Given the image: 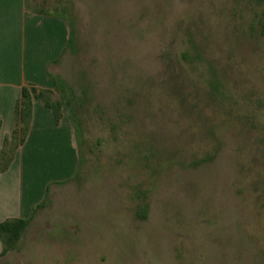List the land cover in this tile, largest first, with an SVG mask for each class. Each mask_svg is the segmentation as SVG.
<instances>
[{
	"label": "rangeland",
	"instance_id": "1",
	"mask_svg": "<svg viewBox=\"0 0 264 264\" xmlns=\"http://www.w3.org/2000/svg\"><path fill=\"white\" fill-rule=\"evenodd\" d=\"M32 7L71 31L33 85L69 129L28 142L0 264H264V0Z\"/></svg>",
	"mask_w": 264,
	"mask_h": 264
},
{
	"label": "crops",
	"instance_id": "2",
	"mask_svg": "<svg viewBox=\"0 0 264 264\" xmlns=\"http://www.w3.org/2000/svg\"><path fill=\"white\" fill-rule=\"evenodd\" d=\"M32 3L33 0H0V150L16 126L14 108L21 88L48 87L46 66L68 39L69 28L66 30L58 19L33 9ZM52 119L50 109L33 99L24 142L15 149L8 167L0 172V222L29 217L34 190L28 185V175L32 174L28 169V142L37 130L51 128L59 132L68 127L62 119L58 123ZM36 194L40 198L41 191ZM2 249L0 241V255Z\"/></svg>",
	"mask_w": 264,
	"mask_h": 264
},
{
	"label": "trees",
	"instance_id": "3",
	"mask_svg": "<svg viewBox=\"0 0 264 264\" xmlns=\"http://www.w3.org/2000/svg\"><path fill=\"white\" fill-rule=\"evenodd\" d=\"M71 40V31H69L68 42ZM33 99L41 100L44 106L51 110L53 119L56 123L61 117V104L59 101L50 102L48 94L45 95L43 90H37L33 85H29L28 88L22 87L20 99L16 102L14 108L16 126L12 131L10 139H4L3 148L0 150V159L2 160L0 172L8 167L9 163L12 161L15 149L24 142L31 119ZM142 216H144V213H142ZM29 221L30 217L27 219L11 218L0 222V240L3 245L1 254L14 248Z\"/></svg>",
	"mask_w": 264,
	"mask_h": 264
}]
</instances>
